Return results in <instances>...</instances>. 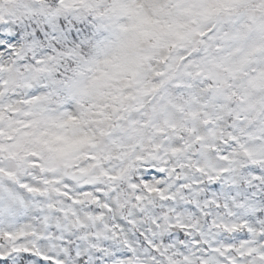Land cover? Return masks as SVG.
<instances>
[{
    "label": "snow or ice",
    "instance_id": "snow-or-ice-1",
    "mask_svg": "<svg viewBox=\"0 0 264 264\" xmlns=\"http://www.w3.org/2000/svg\"><path fill=\"white\" fill-rule=\"evenodd\" d=\"M0 264H264V0H0Z\"/></svg>",
    "mask_w": 264,
    "mask_h": 264
}]
</instances>
